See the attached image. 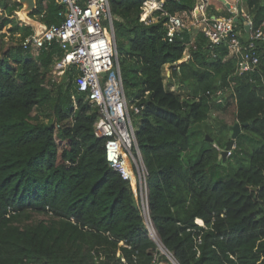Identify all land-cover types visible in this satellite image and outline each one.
Masks as SVG:
<instances>
[{"label":"trees","instance_id":"1","mask_svg":"<svg viewBox=\"0 0 264 264\" xmlns=\"http://www.w3.org/2000/svg\"><path fill=\"white\" fill-rule=\"evenodd\" d=\"M109 2L124 93L139 107L135 138L154 233L178 264H264V41L257 65L239 73L225 40L211 44L199 30L191 38L195 0H164L148 23L142 0ZM244 3L264 32V0ZM19 6L0 0V31L8 26L21 41L33 27L13 15ZM60 9L37 0L31 15L49 26ZM168 15L187 26L171 40ZM187 45L188 60L175 65ZM59 54L56 43L34 54L20 42L0 54V264H154L139 184L108 165L75 67L63 84L49 76ZM230 83L223 103L206 94ZM235 122L241 132L223 159L214 143L224 147ZM197 127L213 140L204 137L193 158ZM35 212L50 222H26Z\"/></svg>","mask_w":264,"mask_h":264},{"label":"built area","instance_id":"2","mask_svg":"<svg viewBox=\"0 0 264 264\" xmlns=\"http://www.w3.org/2000/svg\"><path fill=\"white\" fill-rule=\"evenodd\" d=\"M61 5L57 24L40 26L21 39L24 49L38 52L41 48L56 43L60 54L55 56L51 72H64L75 67V84L97 111L94 132L105 138V159L108 165L124 180H136L139 184L140 201L145 225L157 246L152 262L161 264L164 256L170 264H178L172 254L163 246L154 233L148 210L146 170L135 138V126L130 109L138 113L139 107L129 104L123 89L122 78L117 64V52L113 29V15L109 0H54ZM164 0H142L140 20L150 22V16L162 9ZM239 7L228 8V14L217 16L210 10L209 0H195L193 23H199L198 30L211 44L225 40L228 56L237 60V71L242 73L253 69L258 61L257 41H264V32L253 28L251 14ZM196 11V13H195ZM144 12L147 14L144 16ZM164 14V13H162ZM236 19V20H235ZM241 20L244 31L237 21ZM190 24V25H191ZM169 40L187 26L175 15H168L165 22ZM247 27V29H246ZM229 87L207 91L216 103H223L233 93ZM172 87L170 86L171 90ZM175 88V87H174ZM214 146L221 152L220 147ZM234 147V146H233ZM227 150L230 156L232 148ZM197 241H200L198 238Z\"/></svg>","mask_w":264,"mask_h":264},{"label":"rangeland","instance_id":"3","mask_svg":"<svg viewBox=\"0 0 264 264\" xmlns=\"http://www.w3.org/2000/svg\"><path fill=\"white\" fill-rule=\"evenodd\" d=\"M15 1H17V0H9V3H14ZM21 7H22L21 5L19 7H16V10L13 13V15L16 17V19L18 21H20V22H23V23H26L28 25H31L33 27V29L42 28L40 26V24L43 25V23L41 21V16L40 15H31V14H29L28 17L30 19H27V20L26 19H23L18 14L19 11L21 10ZM0 13H1V10H0ZM31 19L34 22H37L38 24L37 25H34L33 21H31ZM7 27L8 26H6L3 30L0 31V54H2V52H6L8 49L14 48L20 42L19 39H18V37H17V35H12L11 32H9L7 30ZM1 33H4V36ZM187 48H188V45L185 47V50H187ZM32 53L36 54V51H32ZM171 70L172 69L169 66L167 67V69L164 66V68H163V74L165 72H167V71L170 72ZM49 76L56 83H62V84L65 83V71L64 72H60V73L59 72L53 73V72L50 71ZM166 78L167 77L164 76V79H165L164 80V83L166 84V86H168V80ZM169 86L172 87V85H169ZM172 89H176L177 91H179L180 93H182L183 95H185V91L186 90L184 88L181 89V88H178L177 85L176 86L173 85V88ZM130 114H131V117H132L133 124L136 127L137 124H138L139 116H138L137 113L134 112V110L132 108L130 109ZM212 115L213 116H216V114H212ZM40 118L43 119L44 121H46V118L45 117H40ZM208 120L210 121V118ZM207 136L209 137L207 131H205L204 129H202L200 127H197L194 130L193 135H192V140L194 142L193 158H196L197 157V155H198L197 152H198L199 148L204 145L203 139H204V137H207ZM225 139H223V141ZM226 141H225V143H226ZM63 146H64V142H61L60 145H59V149H61ZM224 147H222V148L220 147V149L223 150ZM231 161H233V163H234L233 158H231ZM50 220H51V215L46 214V213H36L35 212V213H32L31 214L30 219L25 220V221L28 222V223H33V222H37V221H44V222L49 223ZM21 224H23V222H21ZM160 261L163 262L161 264H170V262L164 256L163 257H160Z\"/></svg>","mask_w":264,"mask_h":264},{"label":"crops","instance_id":"4","mask_svg":"<svg viewBox=\"0 0 264 264\" xmlns=\"http://www.w3.org/2000/svg\"><path fill=\"white\" fill-rule=\"evenodd\" d=\"M226 2L229 4L227 5L226 3H223L221 0H209V3L211 5L210 7V10L212 11L213 14L217 15V16H224L227 14L228 12V8L229 6L230 7H239L238 3L236 2V0H226ZM244 12H247V8L245 6V3L242 2L241 3V8ZM199 23H193L189 26V32H190V35H191V38H193V36L195 35L196 31L198 30L199 28ZM189 48H187V50H184L183 52V56L182 58L177 62L175 63V65L181 63V62H184V61H187L188 58H189ZM167 66H169L171 69L173 68V66L169 65V64H166ZM167 68V67H166ZM171 72V71H170ZM170 72H165L164 73V76L167 77L166 79L168 80L169 82V76H170ZM165 80V79H164ZM173 85V84H172ZM195 222H196V219H195ZM197 223V222H196ZM199 224V223H198ZM203 224V223H202ZM201 225V224H200Z\"/></svg>","mask_w":264,"mask_h":264},{"label":"water","instance_id":"5","mask_svg":"<svg viewBox=\"0 0 264 264\" xmlns=\"http://www.w3.org/2000/svg\"><path fill=\"white\" fill-rule=\"evenodd\" d=\"M36 1L37 0H17V2L22 6L21 10L18 13L20 15V17H22L23 19H26V20L30 19L28 17V15L31 14L34 11V9L36 8ZM221 1L226 3L227 5H229L226 2V0H221ZM31 21H33V20L31 19ZM33 23H34V25L38 24L37 22H34V21H33ZM246 29H247V27H246ZM243 125H246V123H244ZM241 126H242V124H240L239 122H235L234 124L231 125V127H230V129H231L230 138L226 141L225 147L221 151V157L223 159H225V157H226L227 150L231 149V147H233L235 145V139H236L237 135L241 132ZM206 138H208V136ZM208 139L210 141L213 140L212 138H208Z\"/></svg>","mask_w":264,"mask_h":264},{"label":"bare ground","instance_id":"6","mask_svg":"<svg viewBox=\"0 0 264 264\" xmlns=\"http://www.w3.org/2000/svg\"><path fill=\"white\" fill-rule=\"evenodd\" d=\"M147 13L146 12H144V16L146 15Z\"/></svg>","mask_w":264,"mask_h":264}]
</instances>
